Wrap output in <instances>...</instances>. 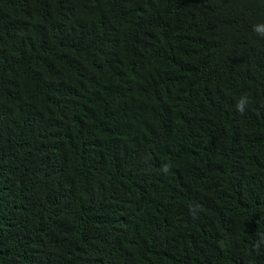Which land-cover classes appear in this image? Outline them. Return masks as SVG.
I'll return each instance as SVG.
<instances>
[{"label":"trees","instance_id":"obj_1","mask_svg":"<svg viewBox=\"0 0 264 264\" xmlns=\"http://www.w3.org/2000/svg\"><path fill=\"white\" fill-rule=\"evenodd\" d=\"M256 26L264 0H0V264H264Z\"/></svg>","mask_w":264,"mask_h":264},{"label":"clouds","instance_id":"obj_2","mask_svg":"<svg viewBox=\"0 0 264 264\" xmlns=\"http://www.w3.org/2000/svg\"><path fill=\"white\" fill-rule=\"evenodd\" d=\"M259 35L264 36V26H256L254 29ZM248 102V98L247 97H242L236 105V110L238 112H244L245 111V105ZM253 230H250L249 232H247V234L252 233ZM262 242H264V238H262ZM259 246V245H258Z\"/></svg>","mask_w":264,"mask_h":264}]
</instances>
